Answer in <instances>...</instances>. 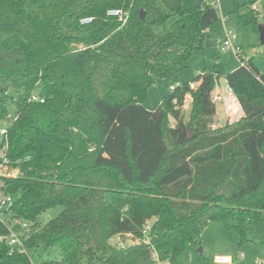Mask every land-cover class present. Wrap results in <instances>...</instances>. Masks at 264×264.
Masks as SVG:
<instances>
[{
  "label": "trees",
  "instance_id": "trees-1",
  "mask_svg": "<svg viewBox=\"0 0 264 264\" xmlns=\"http://www.w3.org/2000/svg\"><path fill=\"white\" fill-rule=\"evenodd\" d=\"M257 1L233 11L258 34ZM196 2L0 0V121L9 101L15 117L0 164L17 170L1 176L12 203L0 236L13 218L27 223L13 225L24 251L0 241V264H32L37 248L60 252L38 264H176L214 206L240 214V243L264 248V75L252 58L240 46L225 75L242 110L235 121L211 126L215 70L144 105L147 87L184 65L219 20L213 0Z\"/></svg>",
  "mask_w": 264,
  "mask_h": 264
},
{
  "label": "rangeland",
  "instance_id": "rangeland-1",
  "mask_svg": "<svg viewBox=\"0 0 264 264\" xmlns=\"http://www.w3.org/2000/svg\"><path fill=\"white\" fill-rule=\"evenodd\" d=\"M243 0H218L217 9L219 20L211 24L204 31V42L202 46L194 48L188 61L180 66L176 72L157 76L155 81L147 87L144 105L147 109H155L161 103L164 96L170 91L171 85L183 84L191 81L201 70H215L217 78L214 90H220L222 100L217 101L216 105L221 110L223 105L230 103V99L225 92L227 86L225 75L232 71L239 60L236 49H223V42L226 32L235 34L233 46L242 47L244 56L252 58L258 70L264 71V45L259 43V36L251 24H244L238 19L235 13V4H241ZM257 10V23L264 24V0H258L253 6ZM241 13V12H240ZM206 41H209L207 43ZM213 90V93L215 92ZM234 100L236 107H232V121L237 120L242 111ZM190 102L184 103L185 114L189 111ZM238 112L239 114H236ZM14 115V105L11 101L7 104V115L0 121V125L8 123V116ZM187 118V116H185ZM169 122L173 126L174 120L169 117ZM212 126V124H211ZM7 166H0V187L2 184L1 176L5 175ZM7 170H10L7 167ZM2 197L0 192V198ZM7 206L0 208V217L6 218L5 210ZM61 206L52 207L37 218L40 224L46 223L55 217L60 211ZM240 214L230 217L207 222L199 230V246L194 244L186 245L183 252L177 259L176 264H213L212 258L215 254L225 252L232 258L233 264H264V248L252 242H241L239 234ZM115 241L116 238H113ZM129 242V240H126ZM201 248V251L199 250ZM32 264H38L43 259H59L60 252L57 248L43 250L37 248L30 253ZM201 257V258H200Z\"/></svg>",
  "mask_w": 264,
  "mask_h": 264
},
{
  "label": "built area",
  "instance_id": "built-area-1",
  "mask_svg": "<svg viewBox=\"0 0 264 264\" xmlns=\"http://www.w3.org/2000/svg\"><path fill=\"white\" fill-rule=\"evenodd\" d=\"M213 3L215 5H217L218 0H213ZM108 14L110 15H115L118 16L119 19H121L122 21H125L126 17H127V13L123 12L122 10L119 9H112L108 11ZM226 38L223 42V49H236V52L239 50V47L237 46H233V40L236 38L235 34L231 33V32H226L225 34ZM180 84H176V85H171L170 89L173 90L176 86H179ZM196 86L195 82H190L189 83V87L191 89H193ZM226 91L228 93H231V89L227 86ZM36 96H32V99H36ZM212 101L215 103L216 101L221 99V96L219 94L216 93H212L211 96ZM40 102H42V99H39ZM189 101V96L186 95L184 102ZM15 117L14 116H8V120H13ZM7 124H3L0 125V140L1 138L5 137L6 132H7ZM1 154V153H0ZM5 162V161H4ZM0 164V166H6L5 163ZM6 169V176H11V175H15V173L17 172L16 169H10L7 170V167H5ZM12 203V198L10 196L4 197V198H0V208L3 206H7V209L9 208V206ZM11 224L9 225V233L6 236H0V241L5 240L10 246H15L19 251H24L23 245L21 243V240L19 238V235L14 231L13 229V225H17L20 226V228H25L27 227V223L24 221H21L19 219L13 218L11 219ZM148 230V225H146L144 227L143 233H146ZM118 246L120 248H124L125 246V242H123L122 240L118 239ZM213 262L214 264H230L231 263V257L229 255H225V254H218V255H214L213 256ZM158 264H170L168 261H164V262H158Z\"/></svg>",
  "mask_w": 264,
  "mask_h": 264
},
{
  "label": "crops",
  "instance_id": "crops-1",
  "mask_svg": "<svg viewBox=\"0 0 264 264\" xmlns=\"http://www.w3.org/2000/svg\"><path fill=\"white\" fill-rule=\"evenodd\" d=\"M262 74L264 75V71L262 72ZM187 82H190V81H187ZM225 85L227 86V84H225ZM214 91H215L214 93L219 94L221 96V99L218 100V101H221L222 100V95L220 93V90L216 89ZM225 92H226V90H225ZM226 93H227V95H228V97L230 99V103L227 104V105H223L221 107V110H220L218 108V106L216 105V102L217 101L215 102V108H216V110H215V114L212 117V127L213 128L214 127H218V126H222L223 124H225V122L231 121L233 119L232 118V114L233 113H230V110L232 109V107H234V106L236 107V105L234 104V100H232L234 98L235 101H236V98H235V96H234V94L232 92L231 93L226 92ZM237 104H238V102H237ZM149 110H151V109H149ZM236 114H239V113L236 112ZM232 215H234V213L232 211H229L227 208L219 207V206L212 207L206 213V215L203 218L199 219L198 221H196L194 223V230L196 232V239L199 241V239H200L199 238V230H200V227L204 226L207 222H210V221H213V220H217V219H221L223 217H230ZM190 244H194V243L188 242L186 245H190ZM194 245H196V244H194ZM196 246H199V245H196ZM218 254H225V255H227V253H225V252L218 253ZM218 254H215V255H218ZM212 262H213V258H212ZM213 264H214V262H213ZM230 264H233L232 258H231V263Z\"/></svg>",
  "mask_w": 264,
  "mask_h": 264
},
{
  "label": "water",
  "instance_id": "water-1",
  "mask_svg": "<svg viewBox=\"0 0 264 264\" xmlns=\"http://www.w3.org/2000/svg\"><path fill=\"white\" fill-rule=\"evenodd\" d=\"M200 0H197L196 5L199 3ZM140 18H143L144 12H140ZM258 36H259V43L261 45H264V24H258ZM209 43L208 41H206ZM201 251V248L199 249Z\"/></svg>",
  "mask_w": 264,
  "mask_h": 264
}]
</instances>
